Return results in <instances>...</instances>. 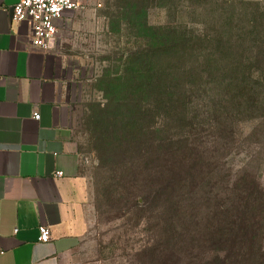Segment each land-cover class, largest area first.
<instances>
[{
	"label": "trees",
	"instance_id": "1",
	"mask_svg": "<svg viewBox=\"0 0 264 264\" xmlns=\"http://www.w3.org/2000/svg\"><path fill=\"white\" fill-rule=\"evenodd\" d=\"M154 1L116 0L118 14L109 13L111 32L128 23L135 45L98 78L107 99L95 115L103 161L114 160L117 149L151 160L150 170L162 174L146 192L134 188L130 199L139 204L134 200L145 195L143 201L154 203L152 217L167 222V245L177 239L198 264H264V5L162 0L177 10L171 22L155 26L148 12ZM198 107L211 110L231 156L245 152L224 183L215 166L208 197L200 161L182 144L188 139L170 132L179 115L183 120Z\"/></svg>",
	"mask_w": 264,
	"mask_h": 264
},
{
	"label": "crops",
	"instance_id": "2",
	"mask_svg": "<svg viewBox=\"0 0 264 264\" xmlns=\"http://www.w3.org/2000/svg\"><path fill=\"white\" fill-rule=\"evenodd\" d=\"M19 1L0 0V264H96L67 59L81 46V9L57 19L56 41L42 50L31 45L30 22L12 18ZM41 225L50 230L45 243Z\"/></svg>",
	"mask_w": 264,
	"mask_h": 264
},
{
	"label": "rangeland",
	"instance_id": "3",
	"mask_svg": "<svg viewBox=\"0 0 264 264\" xmlns=\"http://www.w3.org/2000/svg\"><path fill=\"white\" fill-rule=\"evenodd\" d=\"M250 1L264 5V0ZM115 3L116 0H80L81 12L76 18V28H82L81 46L68 50L70 57L67 58L72 73L74 127L85 158L84 173L89 180L94 206L89 234L93 257L96 264H198L192 256L185 254V248L177 239L167 245V230L164 232L167 222L160 219L159 215L152 217L154 203L143 201L145 195L137 196V200H134L139 204H134L130 199V192L134 188L146 192L147 186L162 176L150 170L153 165L151 160L144 162L139 156H123L124 151L113 149L116 157L105 163L99 150L101 144L98 137L101 132L97 131L95 115L104 107L107 99L98 78L105 66L117 63L123 57L122 54L130 48L134 50L135 45L134 34L128 23L121 25L120 32H111L109 13L116 15L119 12ZM176 5L171 9L164 6L162 0L149 4L150 23L161 26L171 22L177 10ZM207 29L211 33L218 28ZM211 114L209 108L192 109L183 115V120L179 115L170 131L175 140L187 138L182 144L185 146L188 142L191 148L187 149L188 152L200 161L205 179L202 182L204 197H208L207 191L215 182V166L219 168L223 178L221 182L224 183L226 173L232 168L236 169L245 158V152L230 155L226 133L213 128ZM251 121L245 120V126L250 125ZM243 130L246 132L247 129ZM187 133L190 134L188 137ZM118 141L116 138L112 145L118 147ZM250 145L254 147V144ZM182 156L179 153L176 155L177 158ZM129 179L134 183L138 181V185L133 187ZM260 179L264 185V168ZM205 207L209 212L212 203L209 202Z\"/></svg>",
	"mask_w": 264,
	"mask_h": 264
},
{
	"label": "built area",
	"instance_id": "4",
	"mask_svg": "<svg viewBox=\"0 0 264 264\" xmlns=\"http://www.w3.org/2000/svg\"><path fill=\"white\" fill-rule=\"evenodd\" d=\"M81 8L80 0H20L11 9L12 18L16 22L28 21L31 24V45L42 50H49L56 41L58 28L57 19L66 12ZM39 119L38 113L34 114ZM63 176V172H56ZM40 242L50 240V230L47 226H39Z\"/></svg>",
	"mask_w": 264,
	"mask_h": 264
}]
</instances>
